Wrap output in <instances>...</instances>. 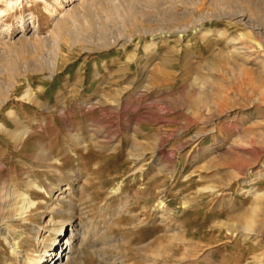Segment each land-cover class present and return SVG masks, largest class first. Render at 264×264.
Returning a JSON list of instances; mask_svg holds the SVG:
<instances>
[{
	"label": "rangeland",
	"instance_id": "374dc122",
	"mask_svg": "<svg viewBox=\"0 0 264 264\" xmlns=\"http://www.w3.org/2000/svg\"><path fill=\"white\" fill-rule=\"evenodd\" d=\"M46 1L0 21V264L72 220L59 264H264V0Z\"/></svg>",
	"mask_w": 264,
	"mask_h": 264
},
{
	"label": "bare ground",
	"instance_id": "6f19581e",
	"mask_svg": "<svg viewBox=\"0 0 264 264\" xmlns=\"http://www.w3.org/2000/svg\"><path fill=\"white\" fill-rule=\"evenodd\" d=\"M40 1H43L45 4H47L46 0H40ZM0 3H2L4 5L3 8H0V21L2 20V18L8 16V14H7L8 11H12L16 7H22V0H0ZM68 13H69V11H68ZM30 23L31 22L28 23V22H24L23 20L21 21V25L19 27L18 33L20 34L19 37H21L22 40H27L30 37L31 38L34 37V33H36V28L34 27V25L32 23L31 24L33 26L30 27V25H29ZM10 27H11L10 24L4 25V24H1V22H0V35L6 34V33L9 35L8 32H10L9 31ZM9 37H11V36L9 35ZM238 50L239 49L233 48L234 52L238 53L239 52ZM25 97L29 98L30 96L28 94H25ZM0 127H1V125H0ZM23 133L21 131L14 133V141L20 142L22 140V134ZM2 189H3V192L5 194L6 199L13 197V196H16L18 198V200L20 199L22 201V195L21 194L16 193V191L11 192L9 189H7V186H3ZM60 192L64 193L65 191L60 189ZM60 199L61 200L63 199L62 195H61ZM26 202H27L26 199L23 198V204L24 205L27 204ZM68 226L69 227L66 228L63 231V233L62 232L60 233L59 239L55 245V248L51 252L46 253V256L43 259L42 264H59V259L61 257H65V256H68V254H70V251H71V249H73V246H74V244L72 242V236L71 235L79 227V223L78 222L76 223V221L72 220V221L68 222ZM61 230H63V228ZM257 262H258V260H257Z\"/></svg>",
	"mask_w": 264,
	"mask_h": 264
}]
</instances>
